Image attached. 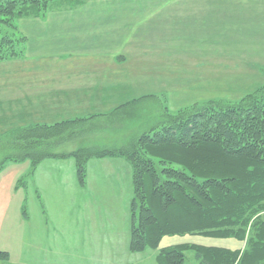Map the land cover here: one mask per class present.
<instances>
[{
    "label": "rangeland",
    "instance_id": "rangeland-1",
    "mask_svg": "<svg viewBox=\"0 0 264 264\" xmlns=\"http://www.w3.org/2000/svg\"><path fill=\"white\" fill-rule=\"evenodd\" d=\"M61 6L72 5L58 1L51 8ZM153 12L156 9L150 8V13ZM65 17L68 22L71 16ZM170 22L151 19L145 25L141 23L134 38L118 51L120 57L131 58L128 64L119 67L118 77L101 83L100 79L87 77L80 84L86 94H80L77 102L72 96L66 104H52L55 108L50 111L47 96L51 89L45 83L21 82L23 79L16 72L53 68L54 63H62L54 59L80 57L84 52L55 51L63 48L66 39H53L56 34L53 30L49 36L42 35L48 39L39 43L37 31L29 23L32 44L28 54L27 41L24 55L27 59L0 61V139L11 129L25 126V122L37 117L46 120L48 112L91 117L118 109L112 123L90 139L128 147L145 132L190 113L196 106L205 103L209 106L218 99L236 101L264 84V39L259 45L247 40L241 45L210 46L200 42L201 38L197 41L191 37L198 32L180 29L174 21ZM80 40L73 43L80 45ZM72 61L81 64L77 69H90L94 65L77 58ZM102 64L104 68L109 66ZM21 86L34 98L32 101L21 98ZM2 142L0 162L17 154ZM76 145L60 149L70 150ZM111 158L90 159L85 167L84 185L78 181L74 158H46L35 169L30 159L8 161L0 170V249L8 251L10 259L0 264H154L157 250L149 249L145 254L130 251L132 168L125 158ZM97 176H101L100 181ZM184 243L230 249L245 247V240L239 238L198 233L165 235L160 247ZM185 254L186 264H199L194 251Z\"/></svg>",
    "mask_w": 264,
    "mask_h": 264
},
{
    "label": "trees",
    "instance_id": "trees-1",
    "mask_svg": "<svg viewBox=\"0 0 264 264\" xmlns=\"http://www.w3.org/2000/svg\"><path fill=\"white\" fill-rule=\"evenodd\" d=\"M58 1L78 6L87 0H0V61L26 53L28 39L18 21L44 17ZM205 104L152 128L128 147L90 139L112 123L118 109L13 128L0 141L17 154L5 157L0 170L8 161L30 159L35 169L46 158H74L84 185L90 159L125 158L134 187L131 252L157 250L156 264H186L188 250L199 264H264V84L236 101ZM71 144L77 145L60 149ZM185 233L235 237L245 240V247H160L165 235ZM9 259L0 249V261Z\"/></svg>",
    "mask_w": 264,
    "mask_h": 264
},
{
    "label": "crops",
    "instance_id": "crops-1",
    "mask_svg": "<svg viewBox=\"0 0 264 264\" xmlns=\"http://www.w3.org/2000/svg\"><path fill=\"white\" fill-rule=\"evenodd\" d=\"M143 3L148 2L147 0H87L78 6L54 7L44 17L20 19L18 26L21 33L28 39V54L31 51V49L29 51V44L30 46L32 44V35L27 29L29 23L31 28L37 31V39L40 41H36L37 43H42L48 39L42 35L49 36L53 30L56 32L52 37L53 39H66L63 48H58L55 51L68 53L83 51L84 54L80 53V57L67 56L54 59V61L62 63H54L53 68L46 70L17 71L16 76L23 79L21 82L45 83L47 88L51 89V93H48L47 96V105L50 111L55 108L51 107L52 104L56 106L66 104L72 100V96L77 102L80 94H86L85 88H81L82 85L80 84L86 82L87 77L100 79L99 83L103 82L104 79L109 80L118 77L121 66L128 64L131 60V58L120 57L118 53L120 47L123 44L128 45L129 39L134 38L135 31H138L141 23L145 25L151 19L172 21L170 23L174 21L175 26L178 24L180 29L194 30L198 33L191 37L196 38L197 41L201 38L200 42L210 46L241 45L247 40H250L249 43L259 45L264 39V0H165L164 2L163 0L160 2L151 0L148 5ZM150 8L151 11L156 9V13H150ZM67 14L72 17H69L68 22L65 21ZM131 31H133L132 36H130ZM200 31L203 33L199 34ZM78 39H81L80 45L74 44L73 42ZM67 43L69 45H66ZM72 58L94 65L90 69H77L81 64L79 62L74 63ZM24 59H27V55L20 60ZM102 63L109 66L104 68ZM60 65L64 68L57 69L55 67ZM67 65H72L74 68L66 69ZM19 88L21 89V98L29 101L34 99L24 89L25 87ZM54 112H48L45 115L47 119L44 121H40L37 117L35 121L25 122V124H52L67 118L85 117L80 113L68 116L63 113L53 114ZM115 159L117 158L113 157L110 160ZM109 169L113 171L114 168L110 167ZM126 170L129 172V167ZM106 174L108 172L104 173V175ZM97 180L100 181L101 176H97ZM146 252L147 250L143 253L134 254H145ZM156 256L157 252L154 254V259Z\"/></svg>",
    "mask_w": 264,
    "mask_h": 264
}]
</instances>
